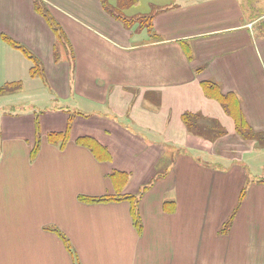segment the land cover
<instances>
[{"label":"crops","instance_id":"0c3cea01","mask_svg":"<svg viewBox=\"0 0 264 264\" xmlns=\"http://www.w3.org/2000/svg\"><path fill=\"white\" fill-rule=\"evenodd\" d=\"M246 1L0 0V264H264Z\"/></svg>","mask_w":264,"mask_h":264},{"label":"trees","instance_id":"16d2710c","mask_svg":"<svg viewBox=\"0 0 264 264\" xmlns=\"http://www.w3.org/2000/svg\"><path fill=\"white\" fill-rule=\"evenodd\" d=\"M45 16L48 18L51 26L55 29V31L58 34V38L59 40H61L63 38V33L61 32L59 26L55 23V21L51 18V16L49 15L48 12L44 11ZM119 18V17H118ZM123 22L128 26L129 22L126 19H122ZM2 92V91H0ZM185 122L187 123L189 129L197 134L200 135H212L214 134V137L212 139H215V137L217 138L219 135H222L224 133V129L218 126H212L209 127L208 126V122L205 120H202L200 117H196V116H187L185 115L184 117ZM241 125V127H240ZM239 132H241V134L247 138H254L256 139L258 142H261L262 145H264V135L262 134H254V132L249 129L248 127H246V125L244 124V122L239 124ZM217 133V134H216ZM216 134V135H215ZM245 196V190L242 193L241 199H243V197ZM129 199L131 198V200H134V198L132 197H128ZM117 199V198H116ZM111 200V198H94L91 201L92 202H102V201H108ZM134 214L135 217L137 219V223H140V215L137 209V206H134ZM232 223V218L231 220H229L228 225H230ZM140 227V225H139ZM69 248H70V244H68Z\"/></svg>","mask_w":264,"mask_h":264},{"label":"rangeland","instance_id":"374dc122","mask_svg":"<svg viewBox=\"0 0 264 264\" xmlns=\"http://www.w3.org/2000/svg\"><path fill=\"white\" fill-rule=\"evenodd\" d=\"M255 1L253 0L249 2L246 1V5L251 4V7H250L251 16L264 12V0H255ZM253 29L256 33H258V35H261L262 37H264V21L261 22L259 25H255Z\"/></svg>","mask_w":264,"mask_h":264}]
</instances>
